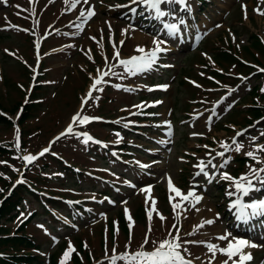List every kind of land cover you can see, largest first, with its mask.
<instances>
[{
    "label": "rangeland",
    "instance_id": "374dc122",
    "mask_svg": "<svg viewBox=\"0 0 264 264\" xmlns=\"http://www.w3.org/2000/svg\"><path fill=\"white\" fill-rule=\"evenodd\" d=\"M129 3L130 0H89L88 4L79 3L75 10H70L64 0H7L4 4L0 3V111L7 112L13 123H0V145L14 151L0 153V175L3 178L0 182V192H6L5 183L9 182L10 186L11 182L16 184L18 178H23L21 171L26 163L23 157L35 156L38 151H43L54 137L63 132L70 117L78 111L81 100L91 84V77H95L101 68L107 67L106 59L109 64H114V44L115 50L128 56L137 53L134 51L137 46L152 49L154 38L164 40L166 43L162 47H166L167 53H160L150 70L128 76L123 72V68L113 69L114 72L122 74L123 78L111 75L84 112L88 117L101 115L120 121V118L129 112L143 109L142 105L148 104L154 108V113L160 118L147 122L150 126L146 129L149 130L139 136L140 138L138 135L129 136L123 132H117V136L115 129L109 125L88 128L98 138L116 144L126 143V147L130 149L124 152L123 158L128 161V166L119 165L106 158V154L100 153L95 147L85 145L83 140H59L54 144L52 153L38 161L40 167L46 163V169L42 172L33 168L28 170L22 184L32 185L44 201L53 197L77 200L80 206L76 208H82V214L75 213V208L67 207L71 210V218L55 211L62 223L47 221L44 216H37L24 230L28 236L41 244L42 257L46 258L49 253L54 252L52 258L57 264H60L69 244L74 246L76 252L71 254L66 264H110L105 249L107 248L110 257L113 247L116 248V253L120 254L126 250L125 246L129 242L130 221H127L125 227V223L119 224V216L124 215L127 218V209L132 218L130 250L135 252L148 232L147 210H150L151 201L155 200L157 212L166 219L162 222L155 213L153 214L150 242L145 250L153 247L151 241L168 237L169 231L176 235L180 219L181 253L188 258L197 259L200 264H207L211 254L205 246L201 248L202 241L194 245L184 243L199 233L195 231L193 235H189L196 223L195 208L192 210L188 207L187 211L181 213L177 210L174 213L164 180L165 176L172 177L174 184L181 188L183 193H187L192 189V184L197 182L199 187L194 190L198 195L203 194L202 204L206 203V206L220 213L227 210L235 200V197L227 199L226 193L230 190V183L221 180L217 174L215 181L209 184L204 178L201 180L202 175H195L198 168L194 165L200 160L207 162L208 158L214 156L216 158L213 163L219 167L223 158L217 157L216 153L224 151L220 142L230 144L231 135L247 126H250L251 130L238 142L243 145L242 150L239 153L230 151L226 154L229 158L227 173L238 179L250 174V167H264V152L255 153L262 163H257L246 155L259 145L264 146V119L255 124L254 121L261 116L256 117L247 110L253 105L264 106V72H259V69H264V15H258L254 10H264V4L261 0H209L203 7L196 0L189 1V14H184L187 23L189 24V19L194 16L192 23L197 20L198 24L205 26L200 33L195 32L188 43L185 39L182 42L180 37V14L175 10L170 13L174 17L169 19L156 18L155 21H145L143 12L154 18L155 13L144 6L132 5V8H137V14L133 15L130 8L126 7ZM164 5L172 9L180 6L177 3H165L160 7ZM90 6L96 14L83 24V30L80 31L75 25L81 23V20L74 21V17L80 9L87 10ZM68 22L73 24L66 26ZM9 24L19 25L24 31L20 32ZM165 24H175L177 31L169 35L168 30L164 28ZM130 28L135 30L122 35L123 30ZM151 31L154 32L150 33ZM134 32L138 33V39L133 37ZM46 34L49 40L43 42L40 51L44 55L38 57V62L43 63L41 72L44 75L38 76L37 85L35 84L37 92L31 93L33 83L30 75L35 64L33 41L40 44L41 37ZM252 35L262 41L263 48L257 42L253 44ZM122 39L124 44L119 47ZM194 41L201 43L196 47L193 45ZM54 45L63 48L56 52L51 49ZM5 52L9 53V56ZM239 58L242 62L244 60L255 65V68L244 65ZM170 63L173 67H167ZM218 70L225 73L221 75L223 77L213 74ZM250 75L256 77L248 79L247 82L242 80ZM211 78H214L216 83L211 82ZM109 79L116 83L136 85L142 88L144 93L145 89L156 83H167L170 89L150 95V100L146 102H139L143 93L109 88ZM186 79L191 83H198V87L192 88L184 81ZM240 80L243 85L235 93L217 109L212 107V103L219 99L222 93ZM254 86L258 87L256 95L250 93ZM209 88H213V91L207 92ZM30 97L38 106L31 108L30 116L23 123V146L20 149L17 121L21 120L27 111L17 119L20 113V107L17 106H28ZM103 97L107 98L104 100ZM156 98L161 99L159 107L154 105ZM204 112L205 114L196 116V113ZM169 117L173 128H162L160 125ZM162 138H166L168 142L161 145L154 143L156 140L162 141ZM50 158L56 159L50 162ZM67 163L72 164L77 172L88 171L105 181L98 182L81 176L77 181L65 177L60 171ZM222 170L224 169H213L218 173ZM111 186H114V194L107 198L103 191ZM145 188L151 189L147 195L143 191ZM258 188L264 190V185ZM88 199L95 202L82 205ZM178 201L179 197H176L173 202ZM34 212L42 213L40 205L34 199L25 197L22 212L11 220L6 219L8 233L15 232ZM215 223L217 231H221L223 224L220 221ZM110 225L114 227L113 230ZM173 225L176 227L173 228ZM231 236L236 238L234 233H231ZM262 237L260 247L252 254L254 260L251 264L264 262V235ZM184 248H187L188 252H184ZM76 255L78 258H73ZM225 259L226 257L218 254L214 264H220ZM46 263L45 259L44 264ZM117 264L123 262L117 261Z\"/></svg>",
    "mask_w": 264,
    "mask_h": 264
},
{
    "label": "snow or ice",
    "instance_id": "6c2138e0",
    "mask_svg": "<svg viewBox=\"0 0 264 264\" xmlns=\"http://www.w3.org/2000/svg\"><path fill=\"white\" fill-rule=\"evenodd\" d=\"M81 2L83 4H88L89 0H64L65 5L70 10L77 9V5ZM165 3L169 5L177 3L182 6H186V0H130L129 5H126V7H129L131 13L135 15L137 14V8H132L131 5L144 6L147 10L154 12L156 18H162L165 15L169 14L161 10L160 6ZM261 3L264 4V0H261ZM254 10L257 12L258 15H264V10H261L260 8H256ZM244 11H245V19H247L246 6L244 7ZM95 14L96 13L91 6L87 10L80 9L79 17L77 19L81 20V23H76L75 25L76 28L82 31L83 24H86L88 20H90ZM181 23H183V20H181ZM164 28L168 30L169 35H173L177 31V26L175 24H165ZM130 30L134 31L135 29L130 28L123 30L122 35H127ZM123 43L124 41L122 40L121 46L123 45ZM165 43L166 42L164 40H159L154 38L153 40L154 47L152 49L146 50L144 47L137 46L134 51L139 53L140 55H133L127 59L120 58V52L118 50H115L116 46L114 44L113 60L117 61V63L109 64L106 59L105 63L106 66L108 67V71L101 72L100 70H98L97 76L91 77L93 83L90 85L86 97L82 99V106L86 104L88 100L95 99V97L93 96V92L102 90L98 86L105 82L104 77L109 75H117L120 76V78H123L122 74L113 71V69H115L116 67L122 66L123 72L128 76H133L150 70L152 66L156 63L158 59V55L161 52L167 50L166 47H162V45H165ZM89 59H91V56H89ZM82 111H83V107L81 108L80 111L77 112L76 115L72 117V124L85 125L90 122L92 118H89L86 115L82 116L81 115ZM72 124H70L67 127L66 132L62 133L61 135H69V134L83 135L84 139L82 142L84 144H87L89 141L93 140V138L87 133H83V134L74 133ZM240 135H243V132L237 133V136ZM117 136H119L118 133ZM59 138L60 137H57L56 139ZM93 142L100 143L99 141H93ZM117 142H119V140ZM18 146L19 145L17 144V147ZM220 147L224 151L217 152L216 156L224 158L223 163L219 165V168H224L229 162V158L226 157V153L230 151H235L239 153L242 150L243 145L238 143L237 140L233 138L231 145L221 141ZM46 151H48V149H44L40 153V155H43L44 152ZM257 151L264 152V146H259L254 151L247 152L246 155L249 158L255 160L257 163H262V161L255 154ZM113 155H115V153H113ZM36 158L37 157L34 156H25L23 157V160H25L26 162H32ZM215 158L216 157H211L210 159L207 160V162H205L204 160H200L197 165H194V167L199 169V171L195 175L196 176L203 175L205 178H207L208 182L211 183L213 180V176H211L209 172L206 171V168L208 167H211L213 169L217 168V165L213 163V160H215ZM141 167H146V166L141 165ZM262 174H264V167L259 169L250 167V174L241 176L238 179L233 178L227 172L218 173L221 180L228 181L230 183V190L226 193V195L230 198L235 197L234 202H232L229 206V210L231 211L235 209L236 210L235 214L237 219L242 222L246 223L249 221L250 218L264 215V200L253 201L251 203L244 202V197L249 196V194L253 191L260 190L259 188L256 187V183L264 185V175ZM17 183H24V181L18 180ZM167 185L170 193L169 203L171 204L174 213H176L177 210H179L181 213L187 211L188 207L195 208L197 212L200 211L198 208H196V205L201 202L203 197L201 195H198L197 192L194 190L195 187H197V185H193L192 189H190L187 193H183L179 188L175 187L170 177L167 180ZM143 191L147 195L148 193H150L151 189L145 188L143 189ZM173 193L175 194L174 196L172 195ZM176 197H179V201L173 202L176 200ZM147 203H148V199L146 198V204ZM155 203H156L155 200H152L150 205V210H147L149 229L143 238V242L140 245V248L135 252H132L130 250L131 228L133 226L131 222L132 218L128 214V210L127 209L125 210L126 217L130 221L129 242L125 246L126 250L120 254H117L116 248L113 247L112 254L110 257L108 256L107 248L105 249L106 258L109 259L110 264H117V261H122L123 264H192V261L186 259L185 256L182 255L181 253L182 243H181V237L179 235V229L176 230V235H173L172 232L169 231L168 237H166L165 239L159 241H151L153 247L150 250H145L146 246L150 242L149 234L152 231L151 222L153 219V214L155 213L162 222L166 219L165 217H163L162 214H159L157 212L155 208ZM208 211H211V209H208ZM218 218L219 215L217 214L216 219ZM214 223H215L214 219L201 220L200 223L194 227L193 232L189 233V235H193L195 231H198L200 228H203L205 225L211 226ZM175 227L176 226L173 225V228ZM229 237H230V233H225L224 235H220L217 237V239L220 241H227V243L223 246H219L213 243L205 244V247L207 248L208 252L211 254L207 261V264H214L218 254L226 257V259L223 260L221 264H249V262L252 260V255L250 252H245L244 249L256 248L257 245L254 243H250L249 241L244 239H236V238L229 239ZM184 243L188 244V243H202V242L184 241ZM74 251L75 249L71 246V244H69L68 249L63 254V258L60 264H66L67 260L70 258L71 254ZM183 251L188 252V249L184 248Z\"/></svg>",
    "mask_w": 264,
    "mask_h": 264
},
{
    "label": "trees",
    "instance_id": "16d2710c",
    "mask_svg": "<svg viewBox=\"0 0 264 264\" xmlns=\"http://www.w3.org/2000/svg\"><path fill=\"white\" fill-rule=\"evenodd\" d=\"M254 93H255V89H254ZM35 106L36 104L33 103L27 109V112L31 110L30 108H34ZM250 112L253 113L254 116L258 117L264 114V108H251ZM29 116L30 114L26 113L25 116L21 119L22 131H23V123ZM0 123H9V121H7L6 119L0 116ZM45 167H47L46 163H44L43 166L39 168L44 169ZM61 168H62L61 171L64 174L71 172L66 167L65 168L61 167ZM29 192L30 191H28L24 187L17 188L12 193V195L2 203V206L0 208V264H42L43 262L42 258H40L39 256H35L29 253L30 250H40L41 245L36 240L29 237L24 230L25 227L31 221V219L36 216V214H33V217H31L29 221H27L21 227H19V229L16 231V234L14 235H9L8 230H6L3 227V224H1V220L4 219L6 216L10 215L12 212L18 214L22 206V200L24 196L29 194ZM2 195L3 193L0 192V198L2 197ZM31 195L36 200L39 199L38 196L34 194ZM7 249H10L12 251L9 252L7 251ZM50 260H51V264H56L54 262V259L51 258Z\"/></svg>",
    "mask_w": 264,
    "mask_h": 264
},
{
    "label": "bare ground",
    "instance_id": "6f19581e",
    "mask_svg": "<svg viewBox=\"0 0 264 264\" xmlns=\"http://www.w3.org/2000/svg\"><path fill=\"white\" fill-rule=\"evenodd\" d=\"M6 1H7V0H6ZM202 26H205V24H202ZM133 37H134L135 39H138V37H139L138 33H137V32H134ZM60 49H61V47L58 48L57 50H60ZM147 50H149V49H147ZM102 70H104V68H103ZM102 70H101V71H102ZM104 71H105V70H104ZM69 125H70V122H68L67 127H68ZM67 127H66V129H67ZM169 128H171V127H169ZM164 142H166L165 139H163V143H164ZM198 209L200 210L199 212L196 211V218H197L198 220H202L206 215H208V214H212V213H213L212 209H211L210 207H208V206H205V205L199 207ZM208 209H211V211H208ZM256 245H257V244H256ZM257 247H258V245H257ZM252 249H253V248H246V249H244V251H245V252H250V253H251Z\"/></svg>",
    "mask_w": 264,
    "mask_h": 264
}]
</instances>
